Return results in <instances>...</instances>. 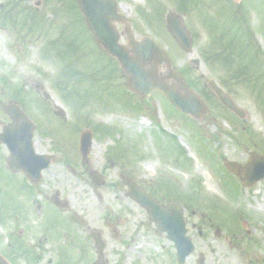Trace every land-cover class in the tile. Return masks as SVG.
Masks as SVG:
<instances>
[{"label": "rangeland", "instance_id": "1", "mask_svg": "<svg viewBox=\"0 0 264 264\" xmlns=\"http://www.w3.org/2000/svg\"><path fill=\"white\" fill-rule=\"evenodd\" d=\"M245 1L264 55V0ZM117 2L135 38L150 37L166 51L205 113L196 119L161 93H132L76 0H0V123L10 120L5 107L18 105L36 124V151L54 159L41 182L31 183L10 175L0 144V249L13 264H94L97 231L108 264H177L174 244L130 197L123 182L129 179L163 204L183 207L196 246L186 264H197L200 254L205 264H264V180L246 189L245 171L235 176L224 163L244 168L253 155L264 157V65L252 53L239 61V50L233 64L225 60L223 39L240 45L228 0ZM171 12L193 35V56L169 34ZM116 25L128 46L126 24ZM162 68L172 86L177 80L165 62ZM209 81L233 97L245 119L224 107ZM85 130L95 140L89 163L79 148ZM56 194L67 208L55 205Z\"/></svg>", "mask_w": 264, "mask_h": 264}, {"label": "water", "instance_id": "2", "mask_svg": "<svg viewBox=\"0 0 264 264\" xmlns=\"http://www.w3.org/2000/svg\"><path fill=\"white\" fill-rule=\"evenodd\" d=\"M77 2L97 42L108 54L120 62L132 92L143 97H150L155 91L161 92L183 113L198 119L203 116L206 110L204 103L184 84L178 73L173 72V75L183 86L186 94H182L177 87L168 86L159 78L158 64L165 62L168 67H171V64L166 53L152 39L145 37L141 41H136L133 32L127 26L129 45L132 50L120 44L121 36L113 25L115 22H122L116 0H77ZM167 24L170 33L180 47L192 54L193 40L181 16L177 13L169 14ZM209 85L229 110L242 119L246 117L245 112L221 88L214 82H210ZM7 114L13 118L15 126L6 127L0 140L7 145L11 153L9 168L15 173L23 171L31 181L40 182L42 172L52 163L51 157L36 154L33 146L35 126L18 106L7 108ZM59 114L64 116L62 111ZM92 145V134L84 133L81 153L86 161L89 160ZM226 164L233 174L240 175V166L237 163L226 161ZM246 172L244 184L247 188L263 180L264 157L253 156ZM92 176L99 185H103L99 175L93 174ZM125 184L130 188L133 200L149 212L150 220L156 225L157 232L166 233L168 239L174 242L178 264H186L187 259L195 252V245L187 236L188 229L182 207L175 203H170L165 207L133 181L125 180ZM92 237L100 256L96 264H107L104 258L106 244L102 235L93 232ZM204 262L205 258L201 255L198 263L204 264ZM0 264L9 263L0 256Z\"/></svg>", "mask_w": 264, "mask_h": 264}, {"label": "flooded vegetation", "instance_id": "3", "mask_svg": "<svg viewBox=\"0 0 264 264\" xmlns=\"http://www.w3.org/2000/svg\"><path fill=\"white\" fill-rule=\"evenodd\" d=\"M228 5L230 8V11L232 13L233 20H235V23L233 24V28L237 30L238 35L240 36V45L230 42L229 38L223 39L222 49L224 50L225 60L230 57L232 63V55L234 51L239 50L238 57L240 58L239 61L243 62L242 59H245V57L252 53L254 57V61H257L258 63H262L264 65V55H261L259 52L257 53V50H259V46L257 43V37L259 34H261V31L258 30V27L256 28L252 22V20L245 19L244 12L246 11V1L245 0H228ZM258 35V36H257ZM231 51V52H229ZM229 52V53H227ZM228 63V62H227ZM242 74V73H241ZM244 74V73H243ZM5 111V109H4ZM13 124V121L10 119L8 122H1L0 123V129L1 132L5 125H11ZM0 132V133H1ZM0 144L5 148L3 154V160L6 164L7 170L9 171L8 164H9V152L8 149L0 142ZM10 175H13L10 173ZM14 255H16L14 253ZM0 256L7 259L11 264H13V261L10 257L5 255V253L0 249Z\"/></svg>", "mask_w": 264, "mask_h": 264}, {"label": "bare ground", "instance_id": "4", "mask_svg": "<svg viewBox=\"0 0 264 264\" xmlns=\"http://www.w3.org/2000/svg\"><path fill=\"white\" fill-rule=\"evenodd\" d=\"M157 67L159 68V72H158L159 78H161V79H165L163 68L160 67V64H158ZM174 85L178 88V90H179L182 94H186L185 89L183 88V86H182L180 83H175ZM263 205H264V199H263ZM263 207H264V206H263Z\"/></svg>", "mask_w": 264, "mask_h": 264}]
</instances>
